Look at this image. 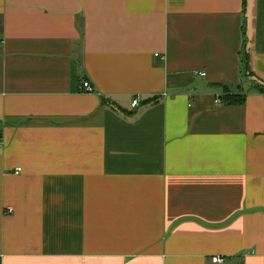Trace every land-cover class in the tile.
<instances>
[{"label": "crops", "instance_id": "1", "mask_svg": "<svg viewBox=\"0 0 264 264\" xmlns=\"http://www.w3.org/2000/svg\"><path fill=\"white\" fill-rule=\"evenodd\" d=\"M0 39V264H264V0H0Z\"/></svg>", "mask_w": 264, "mask_h": 264}, {"label": "trees", "instance_id": "2", "mask_svg": "<svg viewBox=\"0 0 264 264\" xmlns=\"http://www.w3.org/2000/svg\"><path fill=\"white\" fill-rule=\"evenodd\" d=\"M244 68L247 70L248 72V76L252 75L251 72V68H250V63H249V59H247V55L245 56L244 54ZM255 81V80H254ZM225 87V92L224 94L221 96L223 102L226 103H243L246 99V94L240 92V91H233L230 87L224 86ZM256 88L261 92L264 93V84L263 83H256ZM241 90V89H240Z\"/></svg>", "mask_w": 264, "mask_h": 264}, {"label": "built area", "instance_id": "3", "mask_svg": "<svg viewBox=\"0 0 264 264\" xmlns=\"http://www.w3.org/2000/svg\"><path fill=\"white\" fill-rule=\"evenodd\" d=\"M0 42H1V39H0ZM158 55V54H156ZM162 59H164L165 57L164 56H160ZM198 74L200 75H205L206 72L205 71H199L197 72ZM81 89L84 90V91H87V92H93L94 91V86L89 82V81H86V80H83L81 82ZM218 102L221 101V99H218L217 100ZM139 104V98H134L133 101H132V107H135ZM2 144V141H1V134H0V145ZM21 167H18L16 168L15 170V173H20L21 172ZM9 211H11V209H9ZM211 261L215 264H223L226 262V258L224 256H221V255H214L211 257Z\"/></svg>", "mask_w": 264, "mask_h": 264}, {"label": "water", "instance_id": "4", "mask_svg": "<svg viewBox=\"0 0 264 264\" xmlns=\"http://www.w3.org/2000/svg\"><path fill=\"white\" fill-rule=\"evenodd\" d=\"M238 87H240V85H238Z\"/></svg>", "mask_w": 264, "mask_h": 264}]
</instances>
